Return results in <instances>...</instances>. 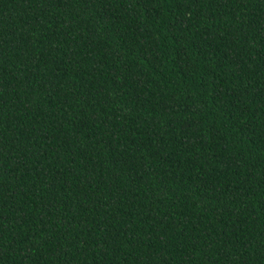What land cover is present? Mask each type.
Returning a JSON list of instances; mask_svg holds the SVG:
<instances>
[{
	"label": "trees",
	"instance_id": "trees-1",
	"mask_svg": "<svg viewBox=\"0 0 264 264\" xmlns=\"http://www.w3.org/2000/svg\"><path fill=\"white\" fill-rule=\"evenodd\" d=\"M0 264H264V0H0Z\"/></svg>",
	"mask_w": 264,
	"mask_h": 264
}]
</instances>
